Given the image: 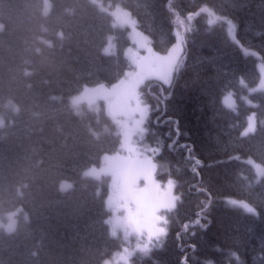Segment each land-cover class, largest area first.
<instances>
[{
	"label": "trees",
	"instance_id": "trees-1",
	"mask_svg": "<svg viewBox=\"0 0 264 264\" xmlns=\"http://www.w3.org/2000/svg\"><path fill=\"white\" fill-rule=\"evenodd\" d=\"M102 2L128 10L157 53L173 46L178 28L186 41L172 85L148 80L140 88L150 113L137 143L152 156L157 178L175 181L179 197L168 212L162 260L181 264L187 255L189 264H239L236 253L244 264H264V179L247 162L264 165V93L252 94L254 106L238 98L237 112L222 102L227 92L240 96L257 82L258 59L231 40L224 20L209 25L207 13L197 14L207 5L235 20L238 40L264 61V0ZM49 3L47 12L45 0H0V215L23 209L14 232L0 230V264H102L122 242L107 222V179L83 172L119 151L121 136L104 111L84 106L79 113L71 99L124 76L132 67L124 54L131 41L93 0ZM253 111L257 128L244 136ZM63 180L72 188L61 190ZM198 217L208 218L206 230L193 226ZM153 255L159 253H138L132 261L153 264Z\"/></svg>",
	"mask_w": 264,
	"mask_h": 264
},
{
	"label": "rangeland",
	"instance_id": "rangeland-1",
	"mask_svg": "<svg viewBox=\"0 0 264 264\" xmlns=\"http://www.w3.org/2000/svg\"><path fill=\"white\" fill-rule=\"evenodd\" d=\"M101 6L103 10L113 11L114 23L118 27H129L130 33L134 35L136 46H128L125 49L126 56L132 64V68L118 82L111 85H97L86 87L82 92L72 97V105L76 111H81L83 105H88L89 110L103 111L113 119L121 136V150L117 153H105L100 165L88 168L83 172L84 176L95 180L107 177L109 192L107 196V206L111 212L108 222L113 236L122 239L124 246L112 257L106 259L102 264H122L121 256H126L127 252L141 253L137 245L143 247L148 243L147 234L142 236L132 232L129 227L128 208L136 207L139 202L148 210L159 209V215L167 218V211L177 205L178 196L175 191V183L172 179L161 182L157 179L156 163L153 158L139 148L136 143V137L143 134L146 124L149 120L150 108L141 102L139 95L140 86L149 79H157L167 86L172 84L174 72L180 59L172 64V57L179 51L177 48L178 38L181 36L180 28L177 29V40L173 47L166 54H157L153 51L150 39L147 35L140 32L136 26V21L132 14L122 7H113L104 5L102 0H93ZM50 7L49 0H45V10ZM48 12V11H47ZM199 12H205L209 15V20L213 16L227 21L231 20L216 14L210 6L204 5ZM198 12V13H199ZM194 13L193 15H195ZM228 29V25H227ZM237 28L229 32L233 41L241 46L246 54L258 56L257 51L245 47L237 38ZM143 37H146L145 40ZM198 42V41H197ZM116 45L111 37L108 48ZM181 58V57H180ZM151 69V71L149 70ZM258 69L260 80L257 85L251 88L252 92H264V61L259 60ZM150 81V80H149ZM140 84V85H139ZM246 101L253 104V101L246 96ZM223 103L230 109L235 110L237 106L236 97L233 92H228L223 97ZM82 106V107H81ZM86 110V106H85ZM5 119L0 114V125L4 124ZM257 127L256 113L252 112L248 117L247 126L243 130V135L253 133ZM248 161L253 166L258 179L264 178V166L249 158ZM73 186L70 180H63L60 187L68 190ZM235 204L242 207L255 208L244 200L230 198ZM174 205V206H173ZM23 212L22 208L0 215V230L13 232L17 228L18 216ZM26 216V215H24ZM15 223L14 228H10ZM166 227V225H162ZM125 249L128 251L125 252ZM133 257V256H132ZM132 257L128 264H134Z\"/></svg>",
	"mask_w": 264,
	"mask_h": 264
},
{
	"label": "snow or ice",
	"instance_id": "snow-or-ice-1",
	"mask_svg": "<svg viewBox=\"0 0 264 264\" xmlns=\"http://www.w3.org/2000/svg\"><path fill=\"white\" fill-rule=\"evenodd\" d=\"M219 17L213 16L208 23L209 25L215 24ZM237 28V25L233 23L231 20L228 21V31L231 32L233 29ZM185 31L187 32L188 29L185 28ZM185 37L180 36L178 38L177 48L179 49L178 52H176L175 56L172 57V64H175L181 57V55L184 52V44H185ZM151 71V69H149ZM176 131L179 132L178 122H176ZM178 138V137H177ZM181 147H184L186 149L190 148L189 145H181ZM196 163L203 166L202 161H200L198 158L196 159ZM230 204H235L236 201L230 200L228 201ZM174 206V205H173ZM207 207V206H206ZM246 212L251 214L254 213L255 210L253 208L247 207V205H244ZM129 212V227L132 232H135L137 235H143L144 233L147 234L148 243L145 244L143 247L140 245H137V248L141 252H152L155 250L159 253V255H153L150 257L153 264H165V261L162 260L161 255L166 252V238L169 233V229L167 227H164L162 225H166L168 223L166 217H162L159 215V209H153L148 210L143 205H141L139 202L136 203V207L128 208ZM254 216H259V214H255ZM189 222H186V225ZM184 227V231H187V227ZM193 226H199L201 229L206 230L209 226L208 224V218L206 217H198ZM192 236L195 235V232L190 233ZM182 237L181 231L176 232V239L179 241ZM188 248H190L193 252H195L196 245L191 244L188 245ZM128 250L125 249V252ZM234 256H236V259L239 261V264H244L243 259L236 253H233ZM120 261H122V264H128V257L127 256H121ZM181 264H189V257L187 255H183L181 257ZM209 264H215V261H210Z\"/></svg>",
	"mask_w": 264,
	"mask_h": 264
},
{
	"label": "clouds",
	"instance_id": "clouds-1",
	"mask_svg": "<svg viewBox=\"0 0 264 264\" xmlns=\"http://www.w3.org/2000/svg\"><path fill=\"white\" fill-rule=\"evenodd\" d=\"M10 228H14L15 227V223L13 222V224H11L10 226H9ZM144 254L145 255H147L148 254V252H144ZM135 255V253L134 252H127V257H128V260L132 257V256H134Z\"/></svg>",
	"mask_w": 264,
	"mask_h": 264
}]
</instances>
